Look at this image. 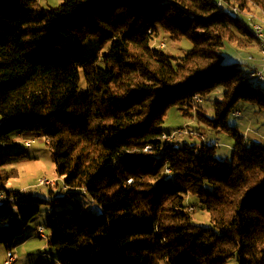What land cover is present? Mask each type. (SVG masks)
<instances>
[{
	"label": "trees",
	"instance_id": "trees-1",
	"mask_svg": "<svg viewBox=\"0 0 264 264\" xmlns=\"http://www.w3.org/2000/svg\"><path fill=\"white\" fill-rule=\"evenodd\" d=\"M223 1L0 0V144L42 133L69 190L50 199L6 191L0 168L11 196L0 202V245L11 249L50 204L47 243L60 264H264V144L227 124L243 103L264 110V93L253 69L221 52L226 40L257 44L231 8L264 19V0ZM158 28L191 48L175 57L153 45ZM89 38L98 47L84 53ZM217 86L213 116L197 113L235 139L223 160L214 143L179 142L162 127L169 106L187 114ZM188 194L209 226L192 220Z\"/></svg>",
	"mask_w": 264,
	"mask_h": 264
},
{
	"label": "rangeland",
	"instance_id": "rangeland-1",
	"mask_svg": "<svg viewBox=\"0 0 264 264\" xmlns=\"http://www.w3.org/2000/svg\"><path fill=\"white\" fill-rule=\"evenodd\" d=\"M38 1L43 6H57L61 3V0ZM232 13L234 12L232 11ZM152 44L156 46L163 44L160 47H163L162 49L165 52L175 57L183 56L191 48V43L188 39L183 37L179 40H172L169 34L160 28L153 34ZM97 47L98 43L93 38H89L83 44V51L84 53H89ZM221 52L225 63H243L245 70L255 65H258L256 69H262V56L257 44H252L249 47H239L233 42L226 40ZM257 83H253V85H256L264 93V79ZM222 92L223 87L217 86L207 97L202 98L201 102L189 108L187 106V114H184V111L180 110L178 106H169L166 110L162 127L165 131L171 133L174 130H181V132L174 134L172 137V139H178L179 142L199 143L201 140L212 142L216 145L215 156L218 159L230 158L235 139L229 135L227 130L220 127L217 129L213 128L199 120L197 113V109H199V111L212 117L214 113L213 102L221 98ZM237 109L240 114H229L227 124L244 135L248 144L252 142L264 144V110L254 103H243ZM14 140L11 144H0V151L4 152L3 163L0 168L8 175L3 181L4 189L6 191L20 190L23 194L42 199L66 196V192L69 190L64 187L63 178L55 172V166L50 149L46 144L45 136L42 133L27 131L23 134H15ZM26 140L31 141V147L26 148L24 146ZM40 178L54 180L56 184L40 186L37 184ZM76 199L80 200L86 209L92 210L94 213L101 211L99 205L94 204L88 196L82 193L77 194ZM65 204H68V202H65ZM185 204L188 206V211L191 212L192 220L195 223L204 226L210 225L209 213L202 207L196 196L188 194ZM62 206L56 204L55 208ZM50 209V204H42L39 214L25 225V227L35 229V236H33L31 243L22 246L21 259H18L21 264L27 262L29 264H40L42 261L44 264H60L58 262L59 251L48 246L47 240L38 237L36 232L38 226H43L45 234L49 235V230L46 227V214ZM17 241L15 240V243ZM15 247L14 244L13 249ZM230 263L235 264V261L232 260ZM161 264L167 263L162 261Z\"/></svg>",
	"mask_w": 264,
	"mask_h": 264
},
{
	"label": "built area",
	"instance_id": "built-area-1",
	"mask_svg": "<svg viewBox=\"0 0 264 264\" xmlns=\"http://www.w3.org/2000/svg\"><path fill=\"white\" fill-rule=\"evenodd\" d=\"M217 5H218L219 8H226L227 7V3L225 1H223V0H218ZM231 9L235 10V8H233V7ZM247 22L253 25L252 21H247ZM257 30H258V34H259V41H257V45H258V48L260 50V54L262 56V69L250 70L248 72V76L252 77V78H255V80H257V81H262L264 79V75H263V69H264V29L257 28ZM162 45H160V46H162ZM194 100L195 101H200L201 98L196 95V96H194ZM234 114L235 115H239L240 112L239 111H235ZM179 132H181V130H174L169 135V137L172 138L174 136V134L179 133ZM30 145H31V141L30 140H26L25 143H24V146L26 148H28ZM37 184L40 185V186H43V185L51 186V185H55L56 182L54 180H48L46 178H40L38 180ZM6 200L11 201L10 194L8 192H6V191L0 190V202L6 201ZM36 232H37L38 236H40L41 238L48 239V235L45 234L43 226H38L36 228ZM13 260H14V254H13V252L10 249H8L6 251V254H5L4 264H9Z\"/></svg>",
	"mask_w": 264,
	"mask_h": 264
},
{
	"label": "crops",
	"instance_id": "crops-1",
	"mask_svg": "<svg viewBox=\"0 0 264 264\" xmlns=\"http://www.w3.org/2000/svg\"><path fill=\"white\" fill-rule=\"evenodd\" d=\"M257 67H258V65H255L254 67H248V70H250L249 68L255 70ZM17 135H19V134H17ZM29 147H31V146H29ZM34 234H35V229L33 230V229H30L29 227H25L22 230L21 235L16 239V241L17 240L18 241L16 243H14L15 246H16L15 249H13V247L10 249L13 252V254H14V260L11 261L9 264H21V262L18 261V259H21L22 246L31 243L32 240H33V236H35ZM38 237H40V236H38ZM6 251L7 250L2 245H0V264H4ZM40 251H42V250H40ZM25 264H29V263L27 262ZM40 264H44V262L42 261Z\"/></svg>",
	"mask_w": 264,
	"mask_h": 264
},
{
	"label": "bare ground",
	"instance_id": "bare-ground-1",
	"mask_svg": "<svg viewBox=\"0 0 264 264\" xmlns=\"http://www.w3.org/2000/svg\"><path fill=\"white\" fill-rule=\"evenodd\" d=\"M233 8H235V10L233 9L231 10L234 12V14H236V16H240L239 18H241V21L245 23L246 27L251 31V33L257 39V41H259V34H258L257 28L264 29V19L252 12H246V11L241 12L236 6H233ZM220 9H225V8H220ZM243 15L245 17H243ZM247 21H252L254 26L248 23ZM247 76H248V73H247ZM248 78L256 82H260V81L255 80V78H252L249 76Z\"/></svg>",
	"mask_w": 264,
	"mask_h": 264
}]
</instances>
